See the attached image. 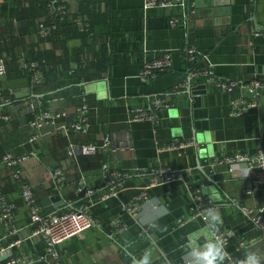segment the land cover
I'll return each mask as SVG.
<instances>
[{
	"label": "crops",
	"instance_id": "obj_1",
	"mask_svg": "<svg viewBox=\"0 0 264 264\" xmlns=\"http://www.w3.org/2000/svg\"><path fill=\"white\" fill-rule=\"evenodd\" d=\"M50 2L0 1V55L6 62L0 76V204L4 196L17 205L10 223L0 208V264L52 263L45 238L32 235L35 224L15 168L4 160L7 152L24 158V178L46 212L90 206L95 224L58 245L63 264H131L148 246L126 208L142 190L170 210L159 221L168 232L157 235L174 264H182L183 236L202 224L191 216L196 193L211 199L207 207L218 208L222 228L233 230L228 250L234 256L253 241L264 251V232L254 221L264 207V184L250 193L254 172L248 161H223L236 152L255 157L264 146V85L256 106L233 112L234 99L253 97L250 82L264 81V0H197L188 24L176 26L169 20L182 18L180 9L145 8V0H61L64 18ZM43 22H58V28L44 36ZM190 44L206 55L199 65L238 80L239 86L226 91L205 76L191 77L196 64L186 59ZM164 51L171 53V68L145 79V62ZM35 67L38 82L32 77ZM156 96L169 101L157 124L130 120L134 107H150ZM82 100L89 105V130L83 133L68 129ZM45 109L58 114L56 121L37 124ZM33 134L38 139L30 142ZM107 135L108 149L68 153L71 143H101ZM173 142L185 145L168 147ZM104 163L127 173L116 195L106 199L112 188L105 182ZM163 168H172L177 177L168 179L159 172ZM245 170H250L246 177ZM82 182L94 191L79 192ZM55 194L65 203L47 211L43 201ZM17 238L22 243L8 247Z\"/></svg>",
	"mask_w": 264,
	"mask_h": 264
},
{
	"label": "built area",
	"instance_id": "obj_2",
	"mask_svg": "<svg viewBox=\"0 0 264 264\" xmlns=\"http://www.w3.org/2000/svg\"><path fill=\"white\" fill-rule=\"evenodd\" d=\"M1 1V0H0ZM197 0H145V8H150L154 6H161L167 8H178L181 11L182 18L173 15L169 23L172 26L176 25H187L191 15L194 13L196 8ZM57 15L59 18H64L66 14V5L61 2L56 8ZM80 21V20H78ZM81 22V21H80ZM58 28L57 22L52 23H40V32L44 36H48L52 33L53 30ZM82 29L85 26L81 27ZM186 59L192 64H196L192 67L190 71L191 77L205 76L206 79L210 82H214L217 86L226 91H233L237 86H239V81L231 78H222L214 75V71L210 66L204 65L201 66L198 64L199 61L203 60V56L198 47L194 44H190L185 48ZM172 65V56L168 51H164L160 56L148 59L143 67L142 76L145 79L155 77L161 71L168 70ZM6 72V62L3 57H0V76ZM32 77L34 82H38L41 78L40 71L37 67L33 68ZM264 85V81L260 78H254L249 84V90L253 94L251 99L242 98L240 100H233V112L242 113L247 107L257 105V97L261 93V88ZM3 98V91L0 89V99ZM169 105L167 97L156 96L153 98L150 107L147 106H136L132 109L131 121L149 119L154 125L157 124L160 120V111ZM78 118L75 120L68 129H72L75 132H87L89 130V105L85 101H81L78 106ZM58 114L45 109L42 110L37 119V124H41L44 121H50L54 123ZM38 139L37 134H33L29 141L33 142ZM112 143L111 136L107 135L104 137L103 142L101 143H84V144H75L71 143L68 147V153L70 156H77L78 154H90L96 153L100 150L108 149ZM185 142H173L168 145V147H181L184 146ZM23 157H15L10 152H7L4 155V160L7 161L10 165H13L15 168L14 175L18 178L22 197L25 203L29 206L30 218L35 224L32 235L33 236H43L47 242L48 254L51 256V264H63L60 259V251L58 250V245L63 244L65 241L73 237L74 235H81L88 228L95 224V220L91 214L90 206L84 205L81 207H72L67 210L55 211V212H46L43 205L38 200L35 193L33 184L25 180L24 170L20 167V163L23 160ZM223 161L226 162H237V161H248L250 169L254 172L253 184L248 188L250 193L257 190L261 185L264 184V146H262L257 156L250 157L246 153L236 152L233 155H229L223 158ZM105 182L111 185L112 190L110 193L106 194L103 199H106L112 195H116L118 192V187L122 184V178L127 173L120 171L111 170L108 163L103 164ZM159 172H163L165 176L170 178L177 177V173L172 168H163L159 169ZM57 179L60 181L62 179L61 170L57 169L55 171ZM95 188H87L85 183L82 182L78 186V191H85L86 193H92ZM200 193V190H198ZM197 199H195L192 217H199L201 211L207 207V204L212 202L211 199L205 197L202 198L196 193ZM150 195L147 190H142L137 194L134 200L126 205V208L134 216L136 215V209L140 203L143 202L146 198H149ZM17 205L15 202L8 200L6 197H1V215L6 223H10L16 209ZM264 213V207L260 208L259 215L254 218L255 223L261 228L264 232V223L261 221V218ZM181 223L185 221L184 218L179 219ZM119 227L122 228V225L117 222ZM221 233L224 238L228 241L229 238L234 233L230 228H222ZM22 243L21 238L14 239L8 247H13L20 245ZM4 250V249H2ZM16 259H12L11 262H15Z\"/></svg>",
	"mask_w": 264,
	"mask_h": 264
},
{
	"label": "clouds",
	"instance_id": "obj_3",
	"mask_svg": "<svg viewBox=\"0 0 264 264\" xmlns=\"http://www.w3.org/2000/svg\"><path fill=\"white\" fill-rule=\"evenodd\" d=\"M249 173L250 170H245V177ZM121 204L123 206L122 201ZM168 215L169 208L158 196L146 198L138 205L135 222L143 229L148 246L131 264H174L169 254L160 247V236L157 235L168 232V226L159 223ZM199 219L202 224L187 232L179 244L182 264H264V251L257 247L256 241L247 246L239 257L228 250V241L221 233L224 219L218 208H204ZM125 246H130L128 240H125Z\"/></svg>",
	"mask_w": 264,
	"mask_h": 264
},
{
	"label": "water",
	"instance_id": "obj_4",
	"mask_svg": "<svg viewBox=\"0 0 264 264\" xmlns=\"http://www.w3.org/2000/svg\"><path fill=\"white\" fill-rule=\"evenodd\" d=\"M53 203V204H52ZM65 201L61 198L60 194H55L53 196L48 197L43 201L45 209L47 211H53L55 209L61 208L64 205Z\"/></svg>",
	"mask_w": 264,
	"mask_h": 264
},
{
	"label": "trees",
	"instance_id": "obj_5",
	"mask_svg": "<svg viewBox=\"0 0 264 264\" xmlns=\"http://www.w3.org/2000/svg\"><path fill=\"white\" fill-rule=\"evenodd\" d=\"M50 3L55 5L56 6L55 8H57V6L61 3V0H54V3L53 2H50ZM0 57H2V56L0 55Z\"/></svg>",
	"mask_w": 264,
	"mask_h": 264
}]
</instances>
